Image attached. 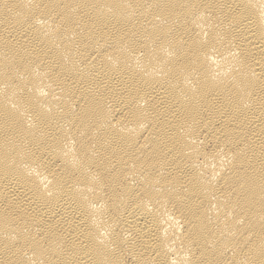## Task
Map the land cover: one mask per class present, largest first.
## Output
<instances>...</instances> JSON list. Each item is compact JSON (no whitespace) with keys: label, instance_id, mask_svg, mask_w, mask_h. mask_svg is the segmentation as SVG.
<instances>
[{"label":"bare ground","instance_id":"1","mask_svg":"<svg viewBox=\"0 0 264 264\" xmlns=\"http://www.w3.org/2000/svg\"><path fill=\"white\" fill-rule=\"evenodd\" d=\"M0 264H264V0H0Z\"/></svg>","mask_w":264,"mask_h":264}]
</instances>
